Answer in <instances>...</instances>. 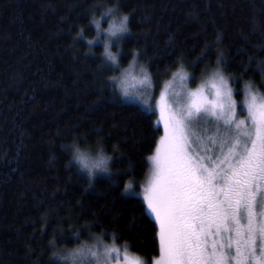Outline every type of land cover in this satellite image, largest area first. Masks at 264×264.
Returning <instances> with one entry per match:
<instances>
[{
  "label": "trees",
  "instance_id": "1",
  "mask_svg": "<svg viewBox=\"0 0 264 264\" xmlns=\"http://www.w3.org/2000/svg\"><path fill=\"white\" fill-rule=\"evenodd\" d=\"M107 7L129 16L121 67L135 52L150 73L173 71L180 58L200 74L223 51L228 74L261 84L255 60L242 73L249 56L264 59V0H0V264H58L54 252L89 238L85 224L106 240L117 233L147 263L158 255L154 220L123 189L143 182L161 128L156 114L113 94L111 71L98 70L101 47L93 53L87 41ZM73 142L102 146L110 173L90 186L65 148Z\"/></svg>",
  "mask_w": 264,
  "mask_h": 264
},
{
  "label": "snow or ice",
  "instance_id": "2",
  "mask_svg": "<svg viewBox=\"0 0 264 264\" xmlns=\"http://www.w3.org/2000/svg\"><path fill=\"white\" fill-rule=\"evenodd\" d=\"M125 19L128 23L129 16ZM90 23L95 24L99 38V19L93 16ZM82 34L83 30L77 33ZM220 39L217 33L215 43ZM87 43L91 45L93 40ZM169 45L174 47L171 37ZM210 47L206 44L197 59L208 55ZM132 56L128 67L109 76L105 84L114 95L131 97L129 103L145 115L158 112L157 123L163 125V135L146 158L151 165L146 183L140 184L137 192L136 182L129 180L123 189L140 200L142 211L158 228L159 255L153 257L152 264H264V92L259 90L264 88V59L249 56L242 75L255 60L261 84L257 88L251 81L245 83L244 99L238 102L234 97L240 90L233 85L242 76L224 74L228 61L223 51L216 54V68L196 88L188 86L194 77L178 58L173 62L177 70L171 72L158 97L156 78L147 66L139 64L135 52ZM119 66L117 54L107 53L98 70L116 72ZM168 72L166 68L164 74ZM243 113L246 115L239 118ZM211 123L214 131L207 127ZM113 150H117L115 145ZM102 171L111 170L104 166ZM88 181L91 186L92 179ZM93 226L83 225L92 243L82 241L72 249H63L67 255L54 252L55 259L60 264H109L113 254L119 257L118 234L113 233L109 245L102 239L103 232L99 236L91 233ZM72 234L78 239L81 233L73 228ZM55 242L54 236L49 243L55 246ZM130 247L124 243L123 264H147L131 256Z\"/></svg>",
  "mask_w": 264,
  "mask_h": 264
},
{
  "label": "clouds",
  "instance_id": "3",
  "mask_svg": "<svg viewBox=\"0 0 264 264\" xmlns=\"http://www.w3.org/2000/svg\"><path fill=\"white\" fill-rule=\"evenodd\" d=\"M126 15L121 13L116 7H107L104 10V18L107 20V24L101 27L100 22V36L103 38V53L105 57L107 53L116 54L111 50V44L115 41L116 37H123L126 34V29L129 28ZM115 33V36L112 34ZM118 58V55H117ZM65 148L70 152V160L74 163L82 172H84L88 178L93 179L98 173L107 174L102 171L104 166L109 167V156L105 153L102 147H97L95 151L90 148L81 147L78 143H71L65 145ZM57 255H67V251H56Z\"/></svg>",
  "mask_w": 264,
  "mask_h": 264
},
{
  "label": "rangeland",
  "instance_id": "4",
  "mask_svg": "<svg viewBox=\"0 0 264 264\" xmlns=\"http://www.w3.org/2000/svg\"><path fill=\"white\" fill-rule=\"evenodd\" d=\"M104 10H105V8L101 9V11L95 16V18L101 20V27H104V26H106V24H107V20L104 18V16H102V13H104ZM91 25H92L93 30H94V36H93V38H92L93 43H92L89 47L92 49L94 46L99 45V46L101 47V52H100L99 54H100V56L102 57V59H103V61H104V57L102 56V53H103V38H102V37L96 38V35H97V28H96L95 24H92V23H91ZM128 33H129V32H128ZM128 33L124 34L123 37H122L119 41H114V42L111 44V50H112L114 53H116V54L118 55V60H119V57H120V55H121V53H122V42H123L124 38L128 35ZM94 38H96V39H94ZM117 45H118L119 47H117ZM92 51H93V49H92ZM93 53H95V52L93 51ZM136 59H137V57H136ZM137 60H138V59H137ZM131 61H132V60H131ZM131 61H130V62H131ZM138 61H139V60H138ZM109 63H110V62H109ZM139 64H140V65H143L140 61H139ZM128 65H129V64H128ZM128 65H127L126 67H121V66H119V68L117 69V71H116V72H112V74H111L110 76H112V75H119L120 72H121L123 69H125V68L128 67ZM216 66H217V65H214L212 68H209V70H208L207 72H203V73H200V74H199V72H198V73H194L191 69L185 67V65H184L185 70H186L187 72L191 73V74L193 75V77H194V79L191 80V81L189 82V85H188V86H189L190 88H196L198 84L202 83L205 79H207L208 75L211 73V71H213V70L216 68ZM176 70H177V68H176L175 70H173V71H176ZM173 71L168 72L167 75H165L164 73H156V74L151 73V74L156 78V80H155L156 97L159 96V92L162 90L164 83L167 82L169 79H171V72H173ZM224 74H225L226 76H227V75H230V74H228V73L226 72L225 69H224ZM245 83H247V81H243V80H242V81H239L237 84H234V85H233V87H234L235 89H239V90H240V94H239V95H236V96L234 97L238 102H242L243 99H244L243 85H244ZM257 88H259V86H257ZM259 90H260L261 92H264V88H260ZM118 95H119V93H118ZM120 98H121L122 100H124L125 102H129V101L132 99L131 97H120ZM152 103H153V106H155V99H153ZM244 115H246V113L241 114V116H240L239 118H243ZM158 117H159V113L157 112V113H156V119H155V120H156V124L159 125V127L161 128V134H160V136H161V135H163V125L157 123V121H158ZM200 123H201V125H203V121H201ZM207 127H209V129H211L212 131L215 130V124H214V123H211V124L207 125ZM209 134H211V132H210ZM92 150L95 151V149H92ZM152 154H153V152H152L150 155H152ZM150 155H149V156H150ZM148 164H149V166H148V170H147L146 176H145V178H144V180H143V182H142L141 184L146 183L147 178H148V176H149V174H150L151 165H150V162H149V161H148ZM83 173H84V172H83ZM109 173H110V172H109ZM109 173H107V174H104V173H98L97 175H95L94 178H96V177H98V176H106V175H108ZM84 174H85V173H84ZM85 175H86V174H85ZM86 177H87V175H86ZM94 178H93V179H94ZM87 179H88V177H87ZM93 179H92V180H93ZM140 190H141L140 187H139L138 189H136L137 192H139ZM125 194H126V193H125ZM126 195H129V194H126ZM153 220H154V219H153ZM154 222H155V221H154ZM157 231H158V228H157ZM102 239L104 240V242H105L106 244H109V245H111L112 242H113L112 239L106 240V239L103 238V237H102ZM83 241H88L89 243H92V240L90 239V237H89L88 239L83 240ZM80 243H81V242H80ZM80 243H79V244H80ZM115 243H116V242H115ZM158 243H159V240H158ZM79 244H77V245H79ZM77 245H76V246H77ZM116 245L120 247V249H121V255H120L119 257H116L115 254H113V259H112L111 261H109V264H123V250H124L123 246H124V244H117V243H116ZM76 246H74V247H76ZM74 247H72V248H74ZM72 248H69V249H72ZM129 254H130L131 256H137V255L133 254L130 250H129ZM158 255H159V252H158ZM158 255H157V256H158ZM138 257H139V256H138ZM141 259H142V258H141ZM142 260H143V259H142ZM144 261H145V260H144ZM58 264H60L59 261H58ZM147 264H152V260L150 261V263H147Z\"/></svg>",
  "mask_w": 264,
  "mask_h": 264
}]
</instances>
